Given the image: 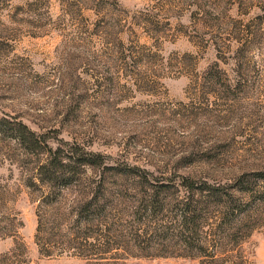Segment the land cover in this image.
Here are the masks:
<instances>
[{
  "label": "rangeland",
  "instance_id": "obj_1",
  "mask_svg": "<svg viewBox=\"0 0 264 264\" xmlns=\"http://www.w3.org/2000/svg\"><path fill=\"white\" fill-rule=\"evenodd\" d=\"M0 117L110 163L228 183L264 170V0H3ZM35 161L0 137V264H200L108 252L69 191L38 207ZM242 249L264 264V228Z\"/></svg>",
  "mask_w": 264,
  "mask_h": 264
},
{
  "label": "trees",
  "instance_id": "obj_2",
  "mask_svg": "<svg viewBox=\"0 0 264 264\" xmlns=\"http://www.w3.org/2000/svg\"><path fill=\"white\" fill-rule=\"evenodd\" d=\"M253 35L241 47L251 44ZM242 52L238 48L236 55ZM0 137L13 141L26 157H35V176L26 186L39 192L38 207H51L63 190L69 191L84 225L104 226L108 252L246 264L243 245L264 228V170H241L228 183L110 163V157L75 143L50 145L46 135L5 117H0ZM88 169L97 179L86 177ZM38 218L39 233L44 223Z\"/></svg>",
  "mask_w": 264,
  "mask_h": 264
}]
</instances>
